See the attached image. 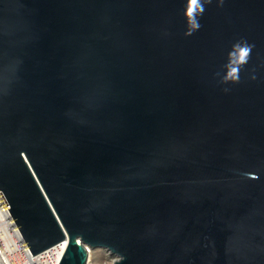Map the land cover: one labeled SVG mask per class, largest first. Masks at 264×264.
I'll return each mask as SVG.
<instances>
[{
    "label": "water",
    "instance_id": "95a60500",
    "mask_svg": "<svg viewBox=\"0 0 264 264\" xmlns=\"http://www.w3.org/2000/svg\"><path fill=\"white\" fill-rule=\"evenodd\" d=\"M188 8L0 0V194L32 254L264 264V0H212L191 35Z\"/></svg>",
    "mask_w": 264,
    "mask_h": 264
},
{
    "label": "built area",
    "instance_id": "2783aa9c",
    "mask_svg": "<svg viewBox=\"0 0 264 264\" xmlns=\"http://www.w3.org/2000/svg\"><path fill=\"white\" fill-rule=\"evenodd\" d=\"M65 241L32 254L0 194V264H55L65 251Z\"/></svg>",
    "mask_w": 264,
    "mask_h": 264
},
{
    "label": "clouds",
    "instance_id": "9594fccd",
    "mask_svg": "<svg viewBox=\"0 0 264 264\" xmlns=\"http://www.w3.org/2000/svg\"><path fill=\"white\" fill-rule=\"evenodd\" d=\"M191 3H199V11L194 14V10L191 8L186 9V18L188 24L187 35L193 34L195 31L199 30L200 22L199 16H202L205 11V4L211 3L212 0H190ZM222 3V0H220ZM252 51V46L246 42L243 44L237 43L233 45V52L229 54V63L233 62V56H235L237 69L229 70L223 77L224 83H236L239 82V68H242L246 65L250 59Z\"/></svg>",
    "mask_w": 264,
    "mask_h": 264
},
{
    "label": "rangeland",
    "instance_id": "374dc122",
    "mask_svg": "<svg viewBox=\"0 0 264 264\" xmlns=\"http://www.w3.org/2000/svg\"><path fill=\"white\" fill-rule=\"evenodd\" d=\"M95 250H100L101 255H99V256L92 255L91 257L89 256L88 257V262L90 264H109L111 259L115 258V256H113L110 252L106 251L103 248H95Z\"/></svg>",
    "mask_w": 264,
    "mask_h": 264
},
{
    "label": "bare ground",
    "instance_id": "6f19581e",
    "mask_svg": "<svg viewBox=\"0 0 264 264\" xmlns=\"http://www.w3.org/2000/svg\"><path fill=\"white\" fill-rule=\"evenodd\" d=\"M64 246H65V248H64V250L66 249V246H67V241H65L64 242ZM105 252V251H104ZM64 253V252H63ZM103 253V252H102ZM63 255V254H62ZM92 255H96V256H99V255H101V252H100V250H95V249H91L90 251H89V256L91 257ZM115 260V258L114 259H111V261H110V263L109 264H112V262ZM59 262H60V258L55 262V264H59Z\"/></svg>",
    "mask_w": 264,
    "mask_h": 264
}]
</instances>
